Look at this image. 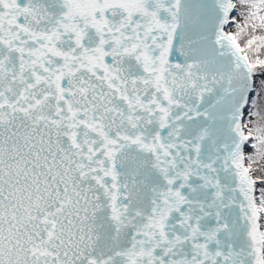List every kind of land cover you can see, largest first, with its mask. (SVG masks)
<instances>
[{"label":"snow or ice","instance_id":"snow-or-ice-1","mask_svg":"<svg viewBox=\"0 0 264 264\" xmlns=\"http://www.w3.org/2000/svg\"><path fill=\"white\" fill-rule=\"evenodd\" d=\"M0 264H264V0H0Z\"/></svg>","mask_w":264,"mask_h":264}]
</instances>
